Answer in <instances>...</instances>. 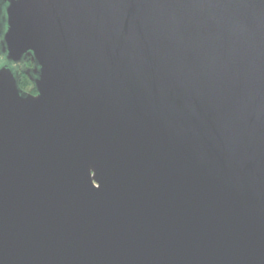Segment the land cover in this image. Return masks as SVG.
<instances>
[{
  "label": "water",
  "instance_id": "95a60500",
  "mask_svg": "<svg viewBox=\"0 0 264 264\" xmlns=\"http://www.w3.org/2000/svg\"><path fill=\"white\" fill-rule=\"evenodd\" d=\"M0 264H264V0H0Z\"/></svg>",
  "mask_w": 264,
  "mask_h": 264
},
{
  "label": "flooded vegetation",
  "instance_id": "af4514ba",
  "mask_svg": "<svg viewBox=\"0 0 264 264\" xmlns=\"http://www.w3.org/2000/svg\"><path fill=\"white\" fill-rule=\"evenodd\" d=\"M32 66V63L30 60H26V61H23V62H20L19 64H16L14 67L15 69L19 72V75H20V78H21V75H25L27 78H28V81L31 85V87L29 89H26V88H23L20 84V87L25 91V92H28V93H31V94H35V88H34V85H33V82L31 81V79L28 77V75L24 72L25 70H27L28 68H30ZM20 78H19V83H20Z\"/></svg>",
  "mask_w": 264,
  "mask_h": 264
},
{
  "label": "trees",
  "instance_id": "16d2710c",
  "mask_svg": "<svg viewBox=\"0 0 264 264\" xmlns=\"http://www.w3.org/2000/svg\"><path fill=\"white\" fill-rule=\"evenodd\" d=\"M20 84L23 88L29 89L31 87L28 78L25 75H21Z\"/></svg>",
  "mask_w": 264,
  "mask_h": 264
}]
</instances>
